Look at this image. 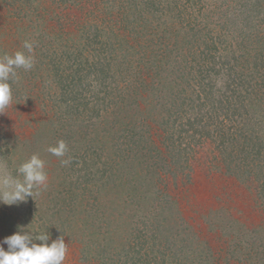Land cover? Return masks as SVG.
<instances>
[{"label":"trees","instance_id":"obj_1","mask_svg":"<svg viewBox=\"0 0 264 264\" xmlns=\"http://www.w3.org/2000/svg\"><path fill=\"white\" fill-rule=\"evenodd\" d=\"M11 1L18 15L31 20L27 26L26 19L9 25L6 39L14 38L15 27H24L31 34L24 40L36 50V71L17 69L15 82L46 73L41 84L54 98L42 116L37 101L42 91L35 85L30 91L35 104L22 102L31 110L27 118L19 117L21 101L14 107L11 101L0 112V131L6 127L13 137L8 145L17 167L32 154L45 161L48 185L36 197L44 217L40 231L53 233L49 243L59 237L48 224L55 215L89 224L84 228L91 230L90 239L102 240L73 245L72 254L65 242L63 264H182L179 251L189 264H264V76L260 82L254 73L258 67L264 71V0H221L220 11L208 0ZM89 1L95 15L72 18L74 11L83 14ZM6 19L0 18V30ZM106 19L121 30L118 41L92 31L90 22L103 25ZM80 20L82 35L87 34L77 41L72 33ZM226 28L234 38L242 36L238 48L215 54ZM148 37L163 38L157 41L163 46L171 40L178 52L200 47L213 59L197 57L201 71L189 65L186 70L171 66L176 53L170 50L168 62L138 65L136 53L153 46ZM14 53L0 44V56ZM88 53L99 57L86 60ZM119 53L124 63H113ZM205 72L225 79L223 89L203 104L193 98L188 80L206 77ZM210 127L211 134L200 135ZM61 139L71 162L54 167L47 148ZM11 163L0 165L3 174H16ZM109 201L106 212L91 210ZM0 204L6 206H0V240L18 226L33 230L29 220ZM46 214L53 215L48 223Z\"/></svg>","mask_w":264,"mask_h":264},{"label":"rangeland","instance_id":"obj_2","mask_svg":"<svg viewBox=\"0 0 264 264\" xmlns=\"http://www.w3.org/2000/svg\"><path fill=\"white\" fill-rule=\"evenodd\" d=\"M42 1H40V2H42ZM14 2H19V0H14ZM125 2H127V0H125ZM130 2H128L127 4L130 5ZM208 2L210 4H212L211 6L213 8H215V9H217L218 11H220L224 7L222 5V3H221L222 2L221 0H217V1L208 0ZM208 2L206 1L207 4H208ZM89 3H90V1L85 6V8L83 10V14L81 13L80 16H78L76 11H74L71 14L72 18H77L78 19V18L82 17L84 14L86 16H88V17H91V16L95 15V13L98 10H96V12H94L95 11V9H93L94 6L91 7L90 4H92V3H90V4ZM183 3H187V1L183 0ZM202 3H203V1H201L199 3V6ZM115 4L116 5H114V6H117L118 2H116ZM13 5L14 4L12 3L11 0H9L7 4L2 3L0 5V18H4V15H5V17H9L10 18V19L4 20L3 21V25L1 26V30H0V44H2V42H5V46L8 48L9 51L11 50V52H13V51L14 52H16V51H24V49H23V42L25 41L24 38H28L31 35L29 33H28L29 35H27V33L25 32L24 27H20V29H17L16 27L14 28L16 31L14 30V34L12 35L14 38L12 40H11V38H8V39H6V38L8 36H10L8 34V32L10 30L9 29V25L10 26H12V25L14 26L15 22H17V21H25V20H20V19H26V26H27L28 24H30L31 15L29 17H25L26 16L25 14L18 15L19 12L16 11V9L12 8ZM125 6L123 4V7H125ZM180 6H181V3L177 2V6H176L177 9L176 10H178V12L181 9ZM107 7H110L109 4L107 5ZM73 14L76 15V16H73ZM176 14L177 15L175 16V18L178 19V23H176V25H180L181 11H180V13H176ZM198 16L200 18H203L204 20H210L208 17H204V16H202L200 14H198ZM106 20L103 23V25H101L99 21L97 23H95V20L90 22L92 24L91 25L92 28L94 29L92 31L93 32H99L100 34H104L105 33V35L113 36L114 39H116L118 41V38H117L116 34H118L121 30H119L117 27H112L111 28L110 24L107 25V22L109 20L108 19H106ZM81 21H83V20H80L79 22H74L76 27L74 28L75 30L72 33V35H73L72 39H77V41H79L81 39L80 37L85 36L87 34V33H85L84 35H82V31L81 30H82L83 25H82ZM185 22H187V24H189V23L191 24L192 23L191 21L188 23V20H185ZM90 23H88V24H90ZM93 25H96V26L93 27ZM88 26H90V25H88ZM263 27H264V25L261 26L260 30L263 29ZM21 28H23V29H21ZM35 29H37L36 26H35ZM110 30H113L114 32H112ZM224 33H228V35L225 36ZM233 33L234 32H232V30L229 31L227 28L221 30L220 34L222 35V37H223L225 42L222 43V46H220L219 49H217V50L214 49V50H216L215 54H217V53L218 54H220V53H228V52L232 53V52H234V50H237L238 46H237L236 42L238 40H241L242 36H239L238 38H234L233 37ZM153 38H154L153 40L150 39L149 37L147 38V40L149 42H151L153 46L146 47L145 49H143L141 51H138V53H136V57H135L136 60L135 61H137L139 63L138 65L145 64L146 65L145 67H151L153 64H156V63H158L160 61L168 62L169 59L166 58L165 52L170 51V50H174L175 51L174 53H176L174 55V60H173L171 66H179V67L184 68L186 70H188V66L187 65H189V66H193L196 72H200L201 71V68L199 66H202V67H204V66L202 64H200L196 60L197 57H199V58H207V59H209V61H211V59H213V56L210 55L209 53L208 54L202 53L200 51V50H202V48H200V47H195V48H200L199 50H195L194 47L193 48H189L190 46L188 45L184 49H182L180 52H178V50L175 49V44H174L173 41L166 40V42L168 44L166 46H163L159 42H157L159 40L161 41V39L164 40L163 38L160 37L161 39H159V40H157L159 37L158 38L153 37ZM155 42H157L156 45H155ZM11 47L13 48V51H12ZM34 52H36V50L33 48V53ZM174 53H170L169 56L174 54ZM251 54H252V52L250 53V55ZM120 55H122V53H119L118 55L114 56V58H115L114 61L115 62L113 61V63L117 64L118 62H123V58L119 57ZM149 55H150V57H148ZM98 57H99L98 55H93L92 56V53H88V58H85V59L86 60H92L93 58H98ZM249 59L251 60V58H249ZM167 64H165V65H167ZM255 69H254V73H256V75L258 77H260L259 80L261 82V80L263 79L262 77L264 76V73H263L264 71L262 70V68L260 69V67L255 68ZM33 71H36V70L34 68H32L31 70L27 71V74H31ZM45 72H46V69H45ZM203 74L206 75V77L204 76L205 78L204 77H199L198 80H191L190 79V80H188V85H189V87L191 89H194L196 91V94L193 96V98L197 99V101L199 103L202 102L204 104V103H206V101H210L212 97H215L216 94L218 93V91L223 89L224 83H223L222 80L225 79V78H222V77L219 76V79L218 78H216V79L213 78L212 79L211 77L207 76L209 74L208 72H205ZM188 76H189V74L185 73V79H187ZM213 76H215V75H213ZM45 78H46V73L44 74V78H41V79L40 78L33 79V78L28 77L27 78L28 81L27 80L25 81V79H23L19 83L18 82H13L14 84L11 83L12 84L11 85L12 101H13V105L12 106L14 107L16 105V100H19V101H21L20 104L18 105L19 108H20L19 110H24L23 111V115H20L19 117L25 116L27 118L28 113L31 112L30 109H25L23 107V105L25 106V105H29V104H31V105L35 104L36 98L35 97L33 98V96L30 97V95H31L30 91L33 90L35 85L39 86L37 88V92L38 91L39 92L42 91V93H43V94L40 93V98L37 100L38 101V107H39V113L42 116H44L45 112H47V113L50 112L49 111L51 109L50 104H51V102H53L52 100H53L54 97L45 94V90L46 89H43V85L41 84V82H43V80ZM209 79H210V81H209ZM177 81H181V77H178ZM47 82H49V81H46V83ZM49 83H51V82H49ZM151 99L153 100L155 98L152 97ZM22 102H23V105H22ZM207 107H208V104L204 105L203 109L205 110ZM5 116L8 117V118L10 116V118H12V116L9 115V113H6ZM211 132H212V128L210 127V129H203L200 132V135H204L205 137H207V135L211 134ZM11 138H13V137L9 134L8 129L6 127H4L3 130L0 131V165L2 164V166H3V164L11 163V161H13L11 164L15 165L14 163L16 162V161L13 160V155L11 154L12 150L10 151V148H9V145H8V143H12ZM235 151L237 152L236 156H239V151L240 150L238 151V147L235 148ZM3 152H5V154L7 153L6 155L8 156V159L6 158V155L2 154ZM10 156H12V160H9ZM61 159L62 158H59V157H56V156L54 157V160L52 161L54 167L60 165L59 162L61 161ZM63 159H68V157H63ZM263 160L264 159H262L261 162ZM15 167H17V166L15 165V166L11 167V171L15 170L16 169ZM2 168L3 167L0 166V175L3 174L2 173L3 171L1 170ZM109 203H110V201L108 203L104 202V203H102L101 207L97 206V207H95V208H93L91 210L92 211H96V212H106L104 209L106 208V205H108ZM39 204L40 203L38 202L37 197L35 195L34 196V200H32V201L27 200V202L20 203L19 205H11V206L9 205V208H7V211L8 212L9 211L10 212H14L16 214L15 216H21L22 218L24 217V222L25 223H26L27 220H29L27 222H29V224L32 225L33 230L40 231L39 223L40 222L43 223L44 217H43V213H42L41 208L40 207L38 208V206H40ZM0 206H2V208H4V209L6 207V206L3 207L2 204H0ZM96 208H97V210H96ZM56 213H59V212H56ZM62 214H69V213L66 212V213H62ZM47 216L48 217L46 218V221H47L46 223H48V221L50 219H52L53 215L52 214H48ZM113 219H114L113 217H111V216L109 217L110 222ZM109 220H107V221H109ZM72 223L73 222H71L69 220V217H64V216H59V215H55V218L52 219L48 223L49 225L55 227V231L57 232V235L59 237L62 236L63 239L65 238L64 242L68 241V244H70L71 254L73 253V245L76 248H78V245H80V246L82 245L83 246V245H86L85 243L88 244V243L94 241V240L90 239V235L88 234L89 232H91V230H86L85 229V228H87V226H89V224L88 225H84V224L83 225H76V224L74 225ZM49 234H50V238H53L52 237L53 233L49 232ZM91 238L95 239L94 242H102L101 239H97L94 236H91ZM108 241L109 240H107L106 243ZM205 248H207V247L205 246ZM92 249L95 251L96 247H93ZM86 251H85V256L87 258H89L87 256V254H86ZM111 253L112 252H107V255H109ZM93 255L95 257H97L98 259H100V260H102V258L104 257L102 255V253H100L98 251H95V253ZM179 255L182 258L181 259L182 264H189L188 263V259L185 257V255L181 251H179L178 256ZM96 262H100V261L96 259ZM152 264H155L154 261H153Z\"/></svg>","mask_w":264,"mask_h":264},{"label":"clouds","instance_id":"obj_3","mask_svg":"<svg viewBox=\"0 0 264 264\" xmlns=\"http://www.w3.org/2000/svg\"><path fill=\"white\" fill-rule=\"evenodd\" d=\"M23 49L13 55L0 56V112L12 101L10 81L17 80V69L29 71L34 66L33 44L25 40ZM47 151L62 158L61 165L71 162L70 157L63 159L68 146L62 139L48 146ZM47 185L45 161L38 154H32L17 167L15 175H0V203L11 206L27 202L29 197L34 199ZM49 240L48 232L25 230L23 226H18V231L0 240V264H63L67 254L63 237L51 240V243ZM4 245H7V250Z\"/></svg>","mask_w":264,"mask_h":264}]
</instances>
